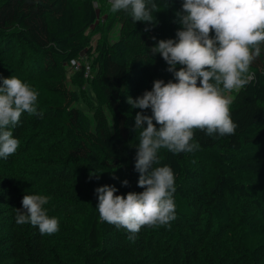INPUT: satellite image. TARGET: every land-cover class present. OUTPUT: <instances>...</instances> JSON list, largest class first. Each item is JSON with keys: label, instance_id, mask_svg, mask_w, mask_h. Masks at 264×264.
I'll list each match as a JSON object with an SVG mask.
<instances>
[{"label": "trees", "instance_id": "16d2710c", "mask_svg": "<svg viewBox=\"0 0 264 264\" xmlns=\"http://www.w3.org/2000/svg\"><path fill=\"white\" fill-rule=\"evenodd\" d=\"M154 2L160 6L155 27L118 11L107 28L120 26L119 41L106 37L95 48V82L113 122L99 107L94 131L75 105L63 65L92 51L91 38L102 30L95 0L79 7L76 0H0V77L38 80L54 97L37 101L38 114H22L12 129L19 147L0 158V264H264V45L248 70L254 79L230 107L235 134L210 137L194 129L198 150H159L154 167L167 164L175 174L177 218L170 226H145L129 239L125 229L99 218L96 188L143 191L134 170L141 110L127 98L141 96L156 79L174 80L160 54L151 52L180 28L174 0L166 8L164 0ZM24 195L49 198L43 207L58 219L56 233L17 225Z\"/></svg>", "mask_w": 264, "mask_h": 264}, {"label": "clouds", "instance_id": "9594fccd", "mask_svg": "<svg viewBox=\"0 0 264 264\" xmlns=\"http://www.w3.org/2000/svg\"><path fill=\"white\" fill-rule=\"evenodd\" d=\"M167 6L164 0L163 7ZM121 10L134 23L155 27L154 14L160 6L154 0H110L112 13ZM175 15L180 25L175 39H161L151 48L153 55L160 54L166 62L174 80L156 79L151 90L126 101L141 110L135 115L134 131L139 129L140 134L134 170L143 191L117 195L114 185L95 189L100 220L125 229L129 239L145 226H170L177 218L175 174L170 165L154 167L160 163L159 150L173 155L193 153L199 148L192 143L194 129L210 137L234 135L232 100L224 93L239 90L254 79L248 70L264 45V0H182ZM0 81V158L7 159L19 147L12 129L22 114H38V93L16 76L0 77ZM149 109L151 115L145 114ZM121 183L126 187L129 181ZM48 202L44 195H24L22 208L16 209L17 225L31 224L42 235L56 233L59 221L43 207Z\"/></svg>", "mask_w": 264, "mask_h": 264}, {"label": "rangeland", "instance_id": "374dc122", "mask_svg": "<svg viewBox=\"0 0 264 264\" xmlns=\"http://www.w3.org/2000/svg\"><path fill=\"white\" fill-rule=\"evenodd\" d=\"M81 1L82 0H76L77 7H79ZM95 5L100 15L102 30L94 34L91 38L90 47L92 51L89 52L88 50H85L76 60H73L69 64L63 65L66 84L70 91H72L76 97L75 105L81 110L86 127L94 131L96 130V122L94 120L93 114L95 109L99 107H102L105 110L111 124L113 122L112 114L107 105L104 103L95 82L96 68L93 64V61L96 57L95 48L106 37L111 43L118 42L120 30V26L117 25L110 33L108 32L107 27L114 14L110 11V0H95ZM181 5L182 0H174V7L176 12L181 9ZM90 31L91 30H88L86 32V35H89ZM28 85L38 93V102H49L51 100H54V97L52 98L48 94V92L44 90L38 80H31ZM151 89L152 85L150 84L148 87H146L145 90ZM237 92L238 90H233L232 92L224 93L232 100V103L229 107L232 106L234 96Z\"/></svg>", "mask_w": 264, "mask_h": 264}]
</instances>
